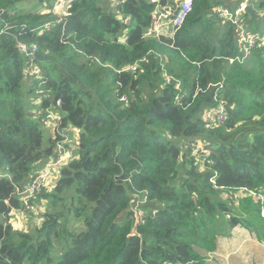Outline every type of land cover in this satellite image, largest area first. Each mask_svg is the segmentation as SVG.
<instances>
[{"label":"trees","instance_id":"trees-1","mask_svg":"<svg viewBox=\"0 0 264 264\" xmlns=\"http://www.w3.org/2000/svg\"><path fill=\"white\" fill-rule=\"evenodd\" d=\"M20 1L0 0V27L14 26L0 34V264H203L202 252L237 226L264 241L261 204L232 198L240 189L264 195V46L244 56L236 29L214 12L243 0H191L173 37L145 33L157 7L174 11L181 0H75L41 35L30 30L56 16L19 14ZM248 5L262 16L244 13L247 27L264 32V0ZM17 41L49 59L36 61L40 105L24 86ZM220 106L217 123L209 116ZM48 107L61 115L69 158L24 233L11 220L16 189L55 158L62 138L52 119L40 122L36 111Z\"/></svg>","mask_w":264,"mask_h":264},{"label":"built area","instance_id":"built-area-1","mask_svg":"<svg viewBox=\"0 0 264 264\" xmlns=\"http://www.w3.org/2000/svg\"><path fill=\"white\" fill-rule=\"evenodd\" d=\"M75 0H55L50 12L56 16L54 21L46 22L44 24L38 25L30 30L31 33H35L38 35L43 34L51 28L53 23H60L67 15L68 8L72 5ZM152 2H157V0H152ZM114 6L119 4L118 0H113ZM248 4V0H243L240 6L237 9H229L226 7H218L214 9L217 18L222 21L229 22L233 25L238 33V45L239 49L244 53V56L248 54L251 49L261 48L264 46V32H250L246 28V23L244 21V9ZM192 6L191 0H181L177 9L174 12H171L168 7H157L155 12L153 13L151 26L147 29L145 36L146 37H158L163 35L162 28L164 26H169L171 28V37L175 31H177L182 25L186 15L190 12ZM119 15V12H117ZM1 15V11H0ZM121 19V16L119 15ZM123 22H127L123 20ZM13 25L8 22H5L2 27H0V34H11L13 29ZM25 26L22 27L24 29ZM16 49L19 50L20 54L27 59L28 67L26 69L28 73V77L34 79L37 84V87L40 90H37L35 93L36 99L35 103L40 105L42 103L43 98H47L44 96V92L41 89V85L44 84V78L41 76L40 69L37 66L36 59L34 54L37 53L38 47L35 43H16ZM31 56V57H30ZM239 60V59H237ZM144 59H141L140 62H143ZM232 62L233 59H230ZM138 64L131 65L128 70L137 69ZM161 75L162 80L165 85H170L171 83H175V88L179 91L180 82L178 80L173 79L170 76L164 67H161ZM43 96V97H41ZM181 99L180 95H176L174 101L178 103ZM122 101H125L126 98L122 97ZM56 105H59V101H56ZM40 122L43 126H47L50 124V119L53 120L51 125L54 127L55 131L59 132L62 138L58 141L56 147V156L52 159L45 167V169L41 172L37 173V177L29 181L27 185L22 187L21 189H16V194L21 199V208L18 211H15V215H20V219L22 220V224L24 227L28 226L27 224L30 222L32 217H37L39 214L38 210V197L41 191L49 185L48 178L50 176L51 169L56 170L58 166L63 164L66 161L65 153L69 154V150L65 147L68 141V134L66 128L60 127L61 124V115L58 112H55V107H48L47 109L40 110ZM226 118V114L224 112L223 106H220L216 111L214 110V120L217 123L224 121ZM210 119V116H209ZM237 192L242 193L243 195H239ZM236 194V200L240 197H251L254 202L261 204L260 217L264 218V195L260 192L248 191L246 189L238 190ZM234 194V195H235ZM233 195V196H234ZM233 198V197H232ZM229 218V215H227Z\"/></svg>","mask_w":264,"mask_h":264},{"label":"crops","instance_id":"crops-1","mask_svg":"<svg viewBox=\"0 0 264 264\" xmlns=\"http://www.w3.org/2000/svg\"><path fill=\"white\" fill-rule=\"evenodd\" d=\"M41 1L42 0H31L27 2L25 8H23V13L36 7H38V11L41 10L42 13L50 12L55 0H46L45 4ZM45 5H47V7H44ZM162 32L165 36H171V28L167 25L162 28ZM73 132L75 133V130H73ZM45 205L46 203L42 199L38 202L39 214L45 211ZM36 220L37 219H35L33 223L37 224ZM233 246H236V264H264V241L258 240L255 233L241 226H237L233 229L231 237L218 238L216 250L211 254L215 255V252L222 254L223 249L227 250ZM210 258L211 257H207L206 260L204 259L206 264L214 263Z\"/></svg>","mask_w":264,"mask_h":264},{"label":"rangeland","instance_id":"rangeland-1","mask_svg":"<svg viewBox=\"0 0 264 264\" xmlns=\"http://www.w3.org/2000/svg\"><path fill=\"white\" fill-rule=\"evenodd\" d=\"M29 1H31V0H22V1H20L16 6H15V10L17 11V12H19V14H22L23 13V8H25V4L27 3V2H29ZM43 4H45V2H46V0H42L41 1ZM44 7H47V5H45ZM36 9H38V7H36V8H34V9H30V10H36ZM29 11V10H28ZM244 21L245 22H247L246 21V19H245V17H244ZM251 31V30H250ZM174 35V34H173ZM125 39V38H124ZM38 47V46H37ZM19 51V50H18ZM37 53H38V51H37ZM39 54V53H38ZM136 64H138V63H136ZM41 76H42V74H41ZM43 77V76H42ZM44 78V77H43ZM34 79H32V78H30L29 80H27V82H26V84H24V86L25 87H27V85L28 86H30L31 88H32V94L30 95V96H35V92L37 91V90H40V88H38L36 85H35V83H33L34 81H33ZM41 97H43V96H41ZM55 112H57V110H55ZM210 119H214V110L212 111V113L210 114ZM51 127L52 128H54L52 125L49 127L50 129H51ZM50 133V130H45L44 129V134L47 136L48 134ZM75 133H77V132H75ZM65 157H66V160L69 158V154L66 152L65 154ZM36 175V174H35ZM56 179H57V176H56V174H55V170L54 169H51V171H50V176H49V178H48V182H50L49 183V185H47L46 187H45V190L47 191V192H51L52 191V187H53V183L56 181ZM31 180V178L27 181V183L25 184V185H27L28 183H29V181ZM24 185V186H25ZM23 186V187H24ZM236 193V192H235ZM234 193V194H235ZM240 196L241 195H243L242 193H240V192H237ZM241 198V197H240ZM233 200L235 201V203H237V201H238V199L236 200V194L233 196ZM140 205V203H138V202H136V201H134V208L133 209H135V210H137V211H139L140 210V208L138 207ZM133 207V206H132ZM11 214L13 215V217H12V224H13V226L15 227L14 229H19V230H21L22 228H24L23 227V224H22V220L20 219V215H15V212L14 211H12L11 212ZM139 215H141L140 213H139ZM34 220H35V218H34ZM39 219H37L36 220V222H37V224H39ZM19 226V227H18ZM27 227V226H26ZM26 227H25V229H22V231H24V233L25 232H30L31 231V229H26ZM201 252V251H200ZM211 253H213V252H209V253H206V252H202V254L204 255V257H205V260H206V258L208 257H211L210 259L214 262L213 264H236V246L234 247H231V248H229V249H227V250H224L223 249V251H222V254H220V253H217V252H215L216 254L215 255H212ZM206 255H208V256H206ZM203 264H206V261H204L203 262Z\"/></svg>","mask_w":264,"mask_h":264},{"label":"water","instance_id":"water-1","mask_svg":"<svg viewBox=\"0 0 264 264\" xmlns=\"http://www.w3.org/2000/svg\"><path fill=\"white\" fill-rule=\"evenodd\" d=\"M245 13L248 14L251 19H255V20H258L262 16L261 14H257L250 5H246ZM34 56L38 62H47L49 60L48 58L43 57L38 53L34 54Z\"/></svg>","mask_w":264,"mask_h":264},{"label":"clouds","instance_id":"clouds-1","mask_svg":"<svg viewBox=\"0 0 264 264\" xmlns=\"http://www.w3.org/2000/svg\"><path fill=\"white\" fill-rule=\"evenodd\" d=\"M157 2H158V0H157ZM242 2H243V1H242ZM242 2H241V3H242ZM241 3H240V4H241ZM179 4H180V3H179ZM240 4H239V6H240ZM247 5H248V4H247ZM239 6H238V7H239ZM238 7H237V8H238ZM237 8H235V9H237ZM176 9H177V8H176ZM174 11H175V10H174ZM174 11H171V12H174ZM244 13H245V9H244ZM243 16H244V15H243ZM245 23L247 24V22H245ZM246 24H245V25H246ZM246 28L248 29V31H250L249 28L247 27V25H246ZM170 37H171V36H170ZM34 97H35V99H36V95H35ZM35 99H34V101H35ZM39 111H40V110H38V111H36V112H39ZM54 183H55V182H54ZM54 183H53V185H54ZM236 204H237V203H236ZM263 219H264V218H263Z\"/></svg>","mask_w":264,"mask_h":264},{"label":"bare ground","instance_id":"bare-ground-1","mask_svg":"<svg viewBox=\"0 0 264 264\" xmlns=\"http://www.w3.org/2000/svg\"><path fill=\"white\" fill-rule=\"evenodd\" d=\"M31 57V56H30ZM37 176H35L34 178H36ZM0 178H1V175H0Z\"/></svg>","mask_w":264,"mask_h":264}]
</instances>
